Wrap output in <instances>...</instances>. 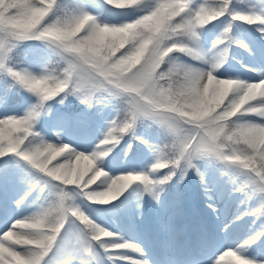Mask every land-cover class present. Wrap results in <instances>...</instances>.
<instances>
[{
	"label": "snow or ice",
	"instance_id": "obj_1",
	"mask_svg": "<svg viewBox=\"0 0 264 264\" xmlns=\"http://www.w3.org/2000/svg\"><path fill=\"white\" fill-rule=\"evenodd\" d=\"M146 2L131 0L121 4L119 0H104L118 11L142 10ZM57 5L58 0H0V71L14 82L6 89V95L19 86L39 98L23 117L0 119V160L12 156L25 161L57 182L58 189L54 193L55 199L40 213L16 220L0 233V264H43L72 219L83 225L85 231L75 241L71 261L103 264L107 258L113 264L118 260L121 264H149L147 259L125 255L127 252L141 257L146 254L139 244L124 241L118 234L94 222L76 206L75 197L82 196L97 203L101 199L98 194L105 193L102 205H109L131 186L139 184L160 203L162 193L178 171L186 177L190 170H194L204 184V176L194 161L209 153L229 168L245 170L248 180L238 191L264 194V93L261 92L264 76L255 82H246L238 78H221L216 71L229 57L233 45L244 47L233 40L231 25L217 42V46H223V51L211 70L173 63L176 54L203 60L191 45L198 39V30L210 22L228 15L233 22L258 26L264 36V17L233 15L232 0H214L209 5L196 3V0H156L147 14L131 22H100L82 8L64 11L62 16L49 22ZM24 41H42L58 49L60 71L45 68L43 74L37 76L27 70H13L9 66L10 54L18 42ZM168 49L171 51L165 56ZM157 64H164L168 69L167 84L157 81ZM138 65L143 67L140 74L135 73ZM210 72L220 79L239 81L226 101H218L213 95V84L208 80ZM253 92L254 95H249ZM101 93L126 96L129 115L122 121L112 122L97 150L91 154L78 152L70 145L45 142L35 130L41 118L51 113V102L63 104L69 95H77L83 98L82 103L91 107ZM221 103L224 104L221 111L226 112L240 106L233 117L237 132L227 140L233 146L230 152L221 151L217 144L221 128L214 114ZM145 115L166 126L171 135L170 143L157 150L158 159L152 169L154 173L167 170V174L154 181L148 174L129 173L113 177L103 170L106 175L101 184L89 190L90 185L99 179L96 173L102 167L98 162L120 144V137L133 127L137 118ZM240 143L246 145L244 150ZM57 155H64V161L50 169V160ZM74 161H87L88 170L95 169L87 180L86 171L77 176ZM67 185L75 187L68 188ZM24 200L18 201L17 206ZM253 214L264 216V206ZM53 215L55 219L51 220ZM257 238L259 242L264 240V231L249 239L247 244L258 245ZM97 246L103 250L104 256L97 251ZM243 251V248L239 251L223 250L217 259L210 258V264H232L233 257L240 264H253V260L244 258ZM259 264H264V260Z\"/></svg>",
	"mask_w": 264,
	"mask_h": 264
},
{
	"label": "rangeland",
	"instance_id": "obj_2",
	"mask_svg": "<svg viewBox=\"0 0 264 264\" xmlns=\"http://www.w3.org/2000/svg\"><path fill=\"white\" fill-rule=\"evenodd\" d=\"M71 1L73 3L70 2V4L72 3L74 8L69 11H77L82 8L96 16L100 22L114 24L134 21L147 14L156 3V0H147L142 10L118 11L115 9L111 11L113 16L107 19L101 13L105 5L104 0ZM202 2L204 0H196V3ZM231 10L233 15L240 13L264 17V0H252L246 13L237 9ZM230 23L235 26L233 40L239 41L244 47L233 45L232 49L235 53L229 55L226 63H220L217 74L221 75V78H238L246 82H255L264 76V36L258 31V26H254L255 31H251L241 22L223 18L214 32L207 36L201 32V29L198 30V39L191 46L203 56V60L193 59L190 65L207 71L218 63L219 54L223 51V46H217V42L222 38L219 36L221 32L219 27H223L225 31ZM174 62L186 64L181 54L174 57ZM32 68L28 69V72L33 75L43 74L42 69H39L38 66ZM117 97L128 101L126 96L101 93L93 102L94 111L88 123L74 121L68 123V126L62 127L60 122H55L54 126L50 127L49 136L41 137L45 142L70 145L78 152L91 154L97 150V146L112 126L115 112L113 113L110 107L113 98ZM2 105L3 101L0 99V119L26 115L24 109L9 110ZM87 107L89 106L87 105ZM165 128L167 129L166 126ZM17 135L20 134L17 133ZM135 135L139 142L144 141L141 142L143 146L138 148V156L131 160H125L124 154H122L113 160L107 157L98 164L113 177L121 174L142 173L148 174L154 181H157L156 174L152 171L158 159L156 148L152 143L143 139L137 130ZM53 160L56 161L55 166H57L64 161V155H57ZM206 160L215 161L216 159L201 157L194 161L204 176V184L201 183L200 177L194 170H190L186 177L183 172L178 171V179H188V181L177 184L176 192L171 191L167 196L161 195L160 203L145 192L143 185L136 184L124 193L122 199L119 198L109 204L117 208V214L106 210L108 205L89 202L82 196L75 197V204L106 230L118 234L124 241L139 244L145 252V256L141 257L139 254L131 252H127L125 255L135 259H147L149 264H210V258L217 259L221 251H239L241 248L244 249L242 253L244 258L253 260V264H259L260 260H264V240L260 241L258 245L247 244L249 239L261 232L253 230L248 220L258 208L264 205V194H253L240 211L233 210L231 202L228 204V208L223 209L232 194L227 190L222 191L216 186L217 181L206 175L203 167V162ZM73 167L77 176L81 171H86L89 177L91 171L95 170L94 168L91 171L88 170L87 161H74ZM229 170L234 176H237L240 171L235 168H229ZM240 174L244 175V173ZM192 177H197L198 180L191 179ZM103 179L100 177L95 184L90 185L89 190L97 188ZM56 185L54 183L47 185L48 192V190H44V185L40 188H30V185L27 186L22 180H18L12 175L5 178L0 177V233L6 231V226L12 222L40 213L45 205L52 201L30 204L29 197L32 193H38L42 196L50 194L49 198L54 199V193L58 190ZM184 192H188L189 195H182ZM25 197H27L26 200H24ZM21 200H24V203L17 206V202ZM210 204L212 207H209ZM92 205L97 208L95 209ZM246 212L249 214L244 215ZM83 232L84 228L79 222L74 219L70 220L43 264H70L75 250V241ZM97 251L101 256H104L103 250L98 246ZM88 259L90 260V258ZM71 264H80V262L78 260L71 261ZM91 264H95V261H91ZM103 264H113V262L105 258ZM115 264H121V261H115Z\"/></svg>",
	"mask_w": 264,
	"mask_h": 264
},
{
	"label": "trees",
	"instance_id": "obj_3",
	"mask_svg": "<svg viewBox=\"0 0 264 264\" xmlns=\"http://www.w3.org/2000/svg\"><path fill=\"white\" fill-rule=\"evenodd\" d=\"M70 2L72 1L58 0L57 8L54 10V12L52 13L49 19L54 21L56 18L62 16L64 11L71 10L72 6ZM206 2H207L206 4L209 5L213 3L214 0H206ZM247 3L248 0H232V9L245 7ZM106 10H109V8H106ZM217 22H220V19L217 21L210 22L209 25L205 26V29H207V27H211L213 24H216ZM121 51L124 50L122 49ZM58 53H59L58 49H55L54 46L48 45L46 42H42V41L18 42L17 46L13 49V51L10 54L11 61L9 66L16 71L27 70L26 68L32 65H39L41 69L49 68L52 65H58L57 62L60 61V56ZM119 54L120 53H117V55ZM137 67H139V65ZM13 83L14 82L11 80L10 76H7L6 73L0 71V99L4 101L3 106L9 109H15L17 107L23 106L22 105L23 102L25 101L27 102L29 100V96L31 95V93H28L26 90L20 88L19 86L12 88L11 93L6 95V89L11 87ZM81 98L82 97H78L77 95H69L67 100L63 104H60L58 101L51 102L50 104L52 109L51 113L41 118L40 122L36 125L37 131L46 134L48 132L46 131V129L48 128V124L50 122L56 121L57 119H59V122H66L71 118H77L80 120L87 121L86 118L87 113H85L87 106L82 102H80ZM112 101L113 102L111 104L110 110L117 113L115 120L118 119L121 121L124 120L127 111L129 109L128 101L126 99H121L118 97L113 98ZM38 102L39 100L36 101L35 98L31 96L30 104H32V106H34ZM29 107L30 106L26 108V111H28ZM89 112L92 113L93 108L92 109L89 108ZM136 128L138 131L144 134V137L146 139L148 138L149 141L154 144L157 150L163 147L165 144L170 143L171 141V135L169 131L166 130L164 126L154 121L153 119H142L141 121L138 122ZM141 145L142 144L138 142V140H136L135 135L132 134L126 135L124 136L120 144L112 150L111 155L109 156L115 159L117 156H119L122 153V150L124 149H126V151L132 152L137 155V150L139 147H141ZM242 146L246 147V145H242ZM48 166L51 169L55 166V164H53L52 162V164L49 163ZM28 167L31 168V166L27 164V162L22 161L17 157L9 156L4 160H0V176H7L10 175L11 173L15 175H17L20 172L25 173L21 169ZM224 168L225 167L221 163L213 162L207 165L206 171H208V173H211L212 175H217L219 178H223L224 180V177L227 176V174L225 175ZM239 170H240L239 175L238 177H236L235 180H233V184L234 185L236 184L235 191H237L238 200L243 202L247 199L248 192L238 191L237 189L243 183H245V181L248 178V175L245 172V170H241V169ZM240 173H244V175L242 176ZM156 174L158 179H162L164 175L167 174V170L156 172ZM43 176H44L43 174L38 175L36 170L34 173H31V176L29 177L28 180H30V182L37 183L38 186H41L40 185L42 183L41 178ZM176 176L173 178L172 181L169 182L164 192L172 189V186L174 184L173 182L176 180ZM230 176H232V173H230ZM46 178L48 179L47 183L54 181L51 178L48 177ZM86 178L88 179L87 175H85V179ZM231 178L232 177L228 178V180H230ZM71 186H75V185H67L66 187L71 188ZM231 189L233 188L231 187ZM252 221H253L252 222L253 228L259 230L264 225V216L259 215L258 219L255 220L253 218Z\"/></svg>",
	"mask_w": 264,
	"mask_h": 264
},
{
	"label": "clouds",
	"instance_id": "obj_4",
	"mask_svg": "<svg viewBox=\"0 0 264 264\" xmlns=\"http://www.w3.org/2000/svg\"><path fill=\"white\" fill-rule=\"evenodd\" d=\"M119 2L121 4H126V3H130L131 0H119ZM170 51H171V49H168L164 53V55L167 56V52H170ZM226 62H227V58L225 59L224 63H226ZM173 63H174V61H173ZM49 68L54 70V71H57V72L60 71L59 65H52ZM218 70L219 69L217 68L216 71H218ZM142 71H143V67L141 66L135 70V73L140 74ZM155 72L158 74L157 75V81L158 82H163L164 84H167L169 82L168 78H167L168 69L165 68L164 64H157L155 66ZM175 79L179 80L180 77H176ZM208 80L210 83L213 84V95L215 97H217L218 101H226L227 97L230 94V91L232 90V88L239 83V81L235 80V79H232V80L220 79L218 77L213 76L211 74V72L209 73ZM261 92L264 93V89H261ZM254 94L255 93L253 92V93H250L249 95H254ZM221 109H224L223 103L220 104V108H218L217 113L214 114V119L216 120L217 124H219V126L221 128V134L219 136L217 144H218L219 149L221 151L230 152L232 150L233 146H232V144L228 143L227 140H231L233 138V133L237 132V130L234 128V125H233V117L240 110V106H237L231 112L221 111ZM128 115H129V109L127 111L125 118H127ZM142 119H153V118L149 115H145L143 117H138L135 124L133 125V127H131L126 133H124L120 137V142L123 140L124 136L129 135V134H132V135L135 134L136 126H137L138 122L141 121ZM242 145H245V144L244 143L239 144L240 148L242 150H244L245 147H243ZM109 155H111V153L107 154L104 157V159L101 160L100 162L102 163ZM204 157H210V158H214V159L218 160L215 157V155L212 153L206 154ZM228 158L230 159V157H228ZM96 175H97V177L100 178V177H104V175H106V173L103 172V169H100L96 173ZM98 195H100L101 199L99 201H97V203L103 204V198L106 194L100 193ZM50 219L54 220L55 216L53 215L52 217H50ZM256 242H259V238H257ZM232 264H240V261L237 258L233 257L232 258Z\"/></svg>",
	"mask_w": 264,
	"mask_h": 264
}]
</instances>
